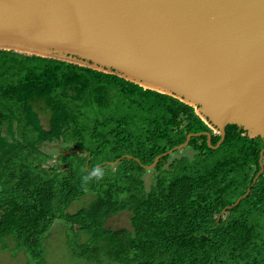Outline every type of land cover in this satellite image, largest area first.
Returning a JSON list of instances; mask_svg holds the SVG:
<instances>
[{
    "label": "trees",
    "instance_id": "trees-1",
    "mask_svg": "<svg viewBox=\"0 0 264 264\" xmlns=\"http://www.w3.org/2000/svg\"><path fill=\"white\" fill-rule=\"evenodd\" d=\"M200 132L212 134V145L221 139L194 106L172 95L114 73L0 49V243L7 248L13 239L17 250L48 264L44 242L62 220L75 232L70 246L79 258L264 264V173L253 185L264 139L237 125L227 126L217 149L206 135L193 137L194 156L168 167L171 155L164 156L147 188L145 166ZM94 165L106 175L85 192L81 177ZM85 197L88 205L71 212ZM125 211L130 227L109 225Z\"/></svg>",
    "mask_w": 264,
    "mask_h": 264
},
{
    "label": "water",
    "instance_id": "water-1",
    "mask_svg": "<svg viewBox=\"0 0 264 264\" xmlns=\"http://www.w3.org/2000/svg\"><path fill=\"white\" fill-rule=\"evenodd\" d=\"M0 49L114 73L194 106L219 130L217 145L190 133L148 170L196 136L219 148L228 125L264 139V0H0ZM260 165L253 185L264 149Z\"/></svg>",
    "mask_w": 264,
    "mask_h": 264
},
{
    "label": "rangeland",
    "instance_id": "rangeland-1",
    "mask_svg": "<svg viewBox=\"0 0 264 264\" xmlns=\"http://www.w3.org/2000/svg\"><path fill=\"white\" fill-rule=\"evenodd\" d=\"M44 117V123H47L48 113L42 115ZM215 135L220 134L219 130L209 124ZM47 151L55 152L56 149L51 147L46 148ZM194 150L188 146L185 149L177 150L170 156V160L167 164L171 163L176 158L183 156H194ZM156 177L155 169L148 170L145 179L147 188L150 189L152 183H154ZM90 202V197H85L81 200L75 201L71 207V212H75L78 209L85 207ZM64 221L58 220L52 227L51 234L46 238L44 242L45 258L48 264H120L118 262H112L106 255H103L99 261L89 260L86 258H79L74 254L70 241L75 240V232L71 227L67 226ZM109 225L115 228L123 226L130 227V213L122 212L113 217L109 221ZM87 238V237H85ZM82 239H84L82 237ZM8 247L4 248L0 243V264H37L28 254L23 250H17L16 242L13 239L7 240Z\"/></svg>",
    "mask_w": 264,
    "mask_h": 264
},
{
    "label": "clouds",
    "instance_id": "clouds-1",
    "mask_svg": "<svg viewBox=\"0 0 264 264\" xmlns=\"http://www.w3.org/2000/svg\"><path fill=\"white\" fill-rule=\"evenodd\" d=\"M106 170L100 165H94L85 175L81 177V188L83 191H88V185L95 181L100 182L105 178Z\"/></svg>",
    "mask_w": 264,
    "mask_h": 264
}]
</instances>
